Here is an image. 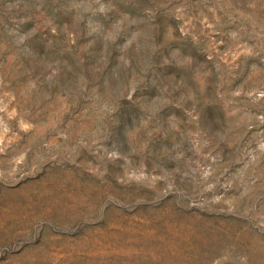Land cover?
<instances>
[{
    "label": "rangeland",
    "instance_id": "374dc122",
    "mask_svg": "<svg viewBox=\"0 0 264 264\" xmlns=\"http://www.w3.org/2000/svg\"><path fill=\"white\" fill-rule=\"evenodd\" d=\"M0 264H264V0H0Z\"/></svg>",
    "mask_w": 264,
    "mask_h": 264
}]
</instances>
